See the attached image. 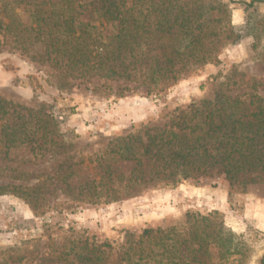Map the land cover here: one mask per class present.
<instances>
[{"label":"trees","instance_id":"1","mask_svg":"<svg viewBox=\"0 0 264 264\" xmlns=\"http://www.w3.org/2000/svg\"><path fill=\"white\" fill-rule=\"evenodd\" d=\"M80 1L1 0L0 32L11 37L16 50L52 69L57 83L97 76L124 83L123 90L144 86L147 95L165 92L185 73L216 61L223 43L246 34L255 48L264 36L259 19L241 28L231 25L223 0H90L89 14ZM240 2L256 9L255 0ZM103 21L110 27L105 32L99 30ZM220 80L210 98L181 110L164 128L115 138L106 156L98 157L100 190L95 193L86 181L78 193L91 203L114 201L120 191L130 194L152 182L175 187L213 171L227 180L229 194L251 183L264 185L260 82L235 64ZM35 88L43 85L37 80ZM58 138L56 121L43 107L0 98L1 154L24 148L36 155L61 146ZM117 162L130 165L128 175L112 171ZM7 189L36 210L28 187L0 185V191ZM217 217L190 213L164 228L146 227L117 249L103 243L93 254L85 244L65 255L73 252L78 264H243L249 247ZM21 259L13 246H0V264Z\"/></svg>","mask_w":264,"mask_h":264},{"label":"rangeland","instance_id":"2","mask_svg":"<svg viewBox=\"0 0 264 264\" xmlns=\"http://www.w3.org/2000/svg\"><path fill=\"white\" fill-rule=\"evenodd\" d=\"M88 1L80 3L89 14L92 5ZM223 1L228 5L231 25L241 28L259 19L260 28H264L262 0H255L256 9H246L240 2L251 0ZM15 12L20 13V9ZM109 28L104 21L99 26L104 32ZM251 44L246 34L236 42L223 43L216 61L185 73L165 92L147 95L144 86L123 90L124 83L97 76L88 82L67 77L65 83H57L52 69L16 50L11 37L1 31L0 98L34 109L43 107L61 134L57 139L61 146L41 149L36 155L24 148L0 153V185L28 187L36 209L22 195L10 189L0 191V246H13L23 255L21 261L5 264H78L73 252L65 253L70 249L80 252L79 246L85 244L93 254H98L103 243L117 249L128 239H136L146 227L164 228L184 220L186 214L213 212L218 213L226 230L249 247L243 264H259L264 254L261 183L229 194L227 180L213 171L184 179L175 187L152 182L130 194L120 191L114 201L96 198L91 203L88 196L78 193L84 191L81 186L86 181L95 193L100 190L98 157L106 156L115 138L164 128L181 110L210 98L231 65L259 81L258 92L264 97V36L257 47ZM37 80L42 89L35 88ZM129 170L130 165L119 162L112 167L116 174L128 175Z\"/></svg>","mask_w":264,"mask_h":264}]
</instances>
